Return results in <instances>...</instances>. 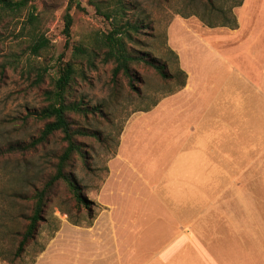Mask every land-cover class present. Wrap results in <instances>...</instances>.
<instances>
[{
	"label": "crops",
	"instance_id": "0c3cea01",
	"mask_svg": "<svg viewBox=\"0 0 264 264\" xmlns=\"http://www.w3.org/2000/svg\"><path fill=\"white\" fill-rule=\"evenodd\" d=\"M235 9L226 31L168 26L185 87L127 123L99 217L62 224L32 264L59 239L75 264H264V0ZM177 22L204 45L187 58Z\"/></svg>",
	"mask_w": 264,
	"mask_h": 264
},
{
	"label": "rangeland",
	"instance_id": "374dc122",
	"mask_svg": "<svg viewBox=\"0 0 264 264\" xmlns=\"http://www.w3.org/2000/svg\"><path fill=\"white\" fill-rule=\"evenodd\" d=\"M239 1L124 0L127 14L122 24L130 21L143 26L140 34L133 35L136 42L129 43L128 47L163 64L166 72L174 76L164 79L143 65H133L134 89L124 75L113 76L115 64L104 62L105 51L98 55L90 51L94 50L97 40L112 31L115 22L96 12L90 0H29L21 10L0 9V148L29 143L39 136L47 122L33 114L48 105L46 93L54 90L60 70L67 63L77 70L67 99L97 110L94 114L69 115L74 127L95 135L78 139L84 158L77 155L67 169L84 196L94 203L92 214L76 206L68 187L60 182L49 194L45 220L21 258H16L15 252L29 223L33 203L17 196H32L35 189L41 188L54 175L57 158L66 143L63 135L56 133L34 151L0 157V255L3 264H32L62 224L85 228L94 223L101 213L97 196L108 176L107 162L117 153L124 127L134 116L140 115L137 112L150 110L164 95L177 91L183 81V76L178 74L181 71L178 58L167 47L168 26L181 18L194 32L204 33L212 28L217 32L226 31L224 26L234 24ZM68 13L73 19L69 40L64 34V18ZM32 15L39 19L33 25ZM172 29L173 37L183 33L179 48L184 57L190 52L188 48L204 47L178 22ZM42 36L49 44L39 55H34L32 49ZM75 46L89 48L91 55H77ZM104 201L112 202L110 198ZM70 228L66 227V238L74 233L67 231ZM61 240L46 248L47 254L41 264L49 261L50 264H75L76 248H59L66 239L62 243Z\"/></svg>",
	"mask_w": 264,
	"mask_h": 264
},
{
	"label": "trees",
	"instance_id": "16d2710c",
	"mask_svg": "<svg viewBox=\"0 0 264 264\" xmlns=\"http://www.w3.org/2000/svg\"><path fill=\"white\" fill-rule=\"evenodd\" d=\"M211 2L212 0H207ZM243 0L238 2L241 5ZM29 3V0H0V9L8 11H17L25 8ZM90 5L96 9V12L101 13L108 21H115L112 31L105 35L101 40H97L93 45L94 50L85 48L82 46H75L74 52L77 55L85 56L92 53H104V62H113L115 64L113 70V76L118 77L124 75L132 89H134V83L136 82L135 73L132 68L133 65H143L146 68L154 70L162 78H172L166 72V67L149 58L147 55L136 53L128 47L129 43L136 42V38L133 35L141 33L143 26L140 24H131L130 21L122 24V21L127 14V6L124 0H90ZM116 5V6H113ZM77 6L81 9V5L77 2ZM64 34L69 40L71 37V29L73 27V19L68 13L65 16ZM30 21L33 24L39 21L38 17L32 15ZM49 44V41L42 36L37 44L33 47L32 51L34 55H39ZM90 50V51H89ZM77 70L71 63H67L62 66L60 70V76L54 83V90L46 93V101L48 105L39 112L33 114L35 118L46 121L43 130L39 133L35 139H32L29 143L25 144H9L6 147L0 148V157H5L9 154L15 153H27L36 150L39 146H43L48 143L49 139L56 133L63 135V140L66 143V147L57 158V164L55 167V173L49 180L43 183V186L39 189H35L32 196L18 195L22 201L32 202V214L28 218V225L25 232L21 235V240L15 252L16 258H21L25 252L27 245L33 241L38 232L40 223L45 220V210L48 203V196L52 189L63 182L69 189L71 196L78 207H84L92 214L91 206L94 203L88 200L84 196L82 189L76 180L73 179L71 173L67 172L73 159L78 155L84 158L83 146L79 143V138H91L95 135L74 127L73 123L69 119L70 114L87 115L97 112L95 109H90L80 102H70L67 99V95L75 82ZM178 74L183 76V81L180 84V88L185 87L186 74L179 71ZM77 225V223H74ZM0 259L4 261L0 255Z\"/></svg>",
	"mask_w": 264,
	"mask_h": 264
}]
</instances>
